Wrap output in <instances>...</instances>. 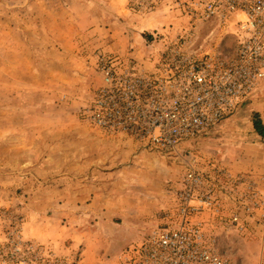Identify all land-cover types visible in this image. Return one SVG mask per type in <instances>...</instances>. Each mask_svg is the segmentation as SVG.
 <instances>
[{"label":"rangeland","instance_id":"1","mask_svg":"<svg viewBox=\"0 0 264 264\" xmlns=\"http://www.w3.org/2000/svg\"><path fill=\"white\" fill-rule=\"evenodd\" d=\"M250 10L251 0H0V264H115L181 217L191 187L203 209L188 215L216 251L264 264L253 125L255 113L264 123V80L240 111L176 145L157 116L192 75L236 59Z\"/></svg>","mask_w":264,"mask_h":264},{"label":"built area","instance_id":"2","mask_svg":"<svg viewBox=\"0 0 264 264\" xmlns=\"http://www.w3.org/2000/svg\"><path fill=\"white\" fill-rule=\"evenodd\" d=\"M249 15L251 37L241 44L236 59L216 67L214 73L192 75L191 85L173 100L170 110L158 109L157 116L173 127L166 143L176 145L240 111V103L248 100L264 80V0H251ZM193 178L188 176V182ZM190 189L181 194L185 201L179 208L181 217L170 218L166 229L149 231L141 244L123 251L115 264H235L216 251L203 223L191 222L188 213L196 214L203 207L192 205L196 200Z\"/></svg>","mask_w":264,"mask_h":264},{"label":"trees","instance_id":"3","mask_svg":"<svg viewBox=\"0 0 264 264\" xmlns=\"http://www.w3.org/2000/svg\"><path fill=\"white\" fill-rule=\"evenodd\" d=\"M253 125L255 133L264 139V123L262 122L261 115L259 113H255L253 115Z\"/></svg>","mask_w":264,"mask_h":264}]
</instances>
